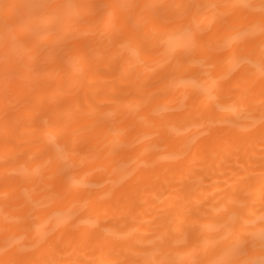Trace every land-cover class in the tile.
<instances>
[{"label":"bare ground","instance_id":"6f19581e","mask_svg":"<svg viewBox=\"0 0 264 264\" xmlns=\"http://www.w3.org/2000/svg\"><path fill=\"white\" fill-rule=\"evenodd\" d=\"M0 264H264V0H0Z\"/></svg>","mask_w":264,"mask_h":264}]
</instances>
